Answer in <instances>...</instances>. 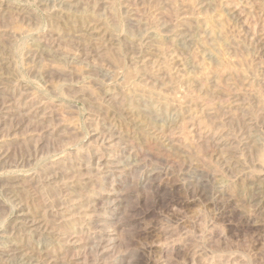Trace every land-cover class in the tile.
<instances>
[{"label":"rangeland","instance_id":"obj_1","mask_svg":"<svg viewBox=\"0 0 264 264\" xmlns=\"http://www.w3.org/2000/svg\"><path fill=\"white\" fill-rule=\"evenodd\" d=\"M183 1L0 0V264H264V0Z\"/></svg>","mask_w":264,"mask_h":264},{"label":"bare ground","instance_id":"obj_2","mask_svg":"<svg viewBox=\"0 0 264 264\" xmlns=\"http://www.w3.org/2000/svg\"><path fill=\"white\" fill-rule=\"evenodd\" d=\"M180 1H181V0H180ZM184 1H186V0H184ZM184 1H183V2H184ZM192 1H193V0H192ZM154 2H155V1H154ZM171 2H172V1H171ZM219 2H220V0H219ZM221 3H222V2H221ZM169 4H170V3H169ZM171 4H172V3H171ZM228 4H229V3H228ZM228 4H227V5H228ZM156 5H157V4H156ZM182 5H183V3H182ZM192 5H193V4H192ZM219 5H220V4H219ZM224 5H225V3H224ZM230 5H232V4H230ZM172 6H173V4H172ZM195 6H197V5H195ZM195 6H194V7H195ZM201 6H202V5H201ZM181 7H182V6H181ZM220 7H221V6H220ZM222 7H223V6H222ZM224 7H226V6H224ZM224 7H223V9H224ZM158 8H159V7H158ZM183 8H184V5H183ZM213 8H215V7H213ZM172 9H173V8H172ZM175 9H176V8H175ZM189 9H190V8H189ZM208 9H209V8H208ZM221 9H222V8H221ZM229 9H231V8H229ZM225 10H226V9H225ZM225 10H223V11H225ZM181 11H182V9H181ZM183 11H184V10H183ZM188 11H189V10H188ZM191 11H192V10H191ZM191 11H190V12H191ZM174 12H175V11H173V13H174ZM214 12H215V11H214ZM226 12H227V11H226ZM171 13H172V12H171ZM219 13H222V10H221V12H219ZM174 14H176V12H175ZM179 14H181V13H179ZM188 14H189V13H188ZM192 14H193V13H192ZM212 14H213V13H212ZM226 14H228V15L230 16V13L227 12ZM231 14H232V12H231ZM235 14H236V13H235ZM184 15H185V14H184ZM184 15H183V16H184ZM215 15H217V14H215ZM176 16H177V14H176ZM178 16H179V15H178ZM189 16H190V15H189ZM233 16H234V15H233ZM90 17H91V16H90ZM214 18H215V17H214ZM208 19H209V18H208ZM232 19H233V18H232ZM182 20H183V19H182ZM216 20H217V19H216ZM221 20H222V19H221ZM214 21H215V20H214ZM222 21H223V20H222ZM218 22H219V20H218ZM215 23H216V22H215ZM241 23H242V22H241ZM260 23H261V22H260ZM184 24H185V23H184ZM208 24H209V23H208ZM208 24H207V25H208ZM219 24H221V23H219ZM235 24H236V23H235ZM191 25H192V24H191ZM210 25H211V24H210ZM188 26H189V25H188ZM189 27H190V26H189ZM212 27H213V24H212ZM238 28H239V27H238ZM242 28H243V27H242ZM248 28H249V27H248ZM207 29H208V27H207ZM209 29H210V28H209ZM240 29H241V28H240ZM261 29H262V28H261ZM248 30H249V29H248ZM218 31H219V30H218ZM241 31H242V30H241ZM244 32H245V33H244ZM244 32H241V33H244L243 37H244L245 35H247L245 29H244ZM213 35H214V34H213ZM224 35H225V34H224ZM232 35H233V34H232ZM236 35H237V34H236ZM252 35H253V34H252ZM239 37H240V36H239ZM239 37H238V39H240ZM247 37H248V36H247ZM247 37H244V38H247ZM204 38H205V37H204ZM223 38L226 39L227 37H223ZM223 38H222V39H223ZM252 38H253V37H252ZM255 38H256V37H255ZM206 39H208V37H207ZM227 39H228V38H227ZM201 40H202V39H201ZM203 40H204V39H203ZM203 40H202V41H203ZM217 40H218V39H217ZM220 40H221V39H220ZM220 40H219V41H220ZM228 40H230V39H228ZM228 40H222L221 42L225 44L226 41H228ZM223 41H224V42H223ZM231 41H232V40H231ZM235 41H236V40H235ZM203 42H205V41H203ZM208 42H209V41H208ZM213 42H214V41H213ZM239 42H240V41H239ZM245 42H246V40H245ZM254 42H255V41H254ZM254 42H249V43H250V45L254 46V44H255ZM199 43H201V41H199ZM215 43H217V42L215 41ZM218 43H219V42H218ZM228 43H230V42L228 41ZM236 43H237V42H236ZM241 43H242V42H241ZM253 43H254V44H253ZM256 43H257V42H256ZM260 43H262V42H260ZM260 43H259V44H260ZM204 44H205V43H204ZM211 44H212V43H211ZM239 44H240V43H239ZM239 44H238V45H239ZM263 44H264V43H263ZM212 45H213V44H212ZM212 45H211V46H212ZM214 45H216V44H214ZM219 45H220V44H219ZM225 45H226V44H225ZM233 45H235V44H233ZM248 45H249V44H248ZM248 45H247V46H248ZM255 46H256V45H255ZM257 46H258V44H257ZM260 46H261L260 49L262 50V45H260ZM228 47H229V46H228ZM250 47H251V46H250ZM197 48H198V47H197ZM205 48H206V47H205ZM225 48H226V46H225ZM232 48H233V47H232ZM258 48H259V46H258ZM247 49H248V48H247ZM253 49L255 50V47H252V50H253ZM261 50L259 51V53L261 54L262 58H264V51L262 52ZM263 50H264V49H263ZM220 51H221V50H220ZM246 51H247V50H246ZM256 51H258L257 48H256ZM204 52H205V51H204ZM219 53H220V52H219ZM247 53H248V52H247ZM223 54H224V53H223ZM256 54H257V53H256ZM219 57H220V56H219ZM237 57H238V55H237ZM240 57H241V56H240ZM244 58H245V57H244ZM214 60H215V59H214ZM221 61H222V60H221ZM242 61H243V60H242ZM163 62H165V61H162V63H163ZM217 62H218V61H217ZM231 62H232V61H231ZM117 63H118V62H117ZM156 63H157V62H156ZM167 63H168V62H167ZM167 63H166V64H167ZM219 63H220V62H219ZM222 63H223V62H222ZM239 63H240V62H239ZM158 64H159V63H158ZM202 64H203V61H202ZM225 64H226V63H225ZM161 65H162V64H161ZM219 65H220V64H219ZM227 65H228V64H227ZM234 65H235V64H234ZM145 66H146V65H144V69H142V70H145V68H146ZM152 66H153V65H152ZM159 66H160V65H159ZM159 66H158V68H159ZM164 66H165V65L162 66L163 69H164ZM160 67H161V66H160ZM165 67H166V66H165ZM167 67H168V66H167ZM241 67H243V66H241ZM158 68H157V69H158ZM170 68H171V66H170ZM170 68L168 67L167 69L169 70ZM208 68H209V67H208ZM211 68H212V67H211ZM230 68H231V66H230ZM246 68L248 69V67H246ZM151 69L153 70L154 68H151ZM151 69H149V70H151ZM157 69H155V70L157 71ZM163 69H162L161 71L167 70V69H164V70H163ZM244 69H245V68H244ZM147 70H148V69L145 70L146 73L149 72V71H147ZM202 70H203V69H202ZM228 70H229V69H228ZM156 71H155V72H156ZM158 71H159V70H158ZM218 71H219V70H218ZM230 71H231V70H230ZM235 71H236V70H235ZM242 71H243V70H242ZM260 71H261V70H260ZM263 71H264V70H263ZM151 72H154V71H151ZM151 72H150L149 76H152V75H151ZM169 72H170V71H169ZM213 72H214V71H213ZM248 72H249V71H248ZM189 73H190V72H189ZM233 73H235V72H233ZM162 74H164V72H162ZM165 74H168V73H165ZM165 74H164V76H165ZM231 74H232V73H231ZM244 74H246V73H244ZM255 74H257V73H255ZM260 74H262V73H260ZM263 74H264V73H263ZM130 75H131V74H130ZM158 75H159V74H158ZM169 75H170V74H169ZM234 75H236V74H234ZM159 76H160V75H159ZM170 76H171V75H170ZM230 76H231V75H230ZM252 76H253V75H252ZM259 76H260V75H259ZM261 76H262V75H261ZM131 77H132V76H131ZM152 77H153V76H152ZM219 77H220V76H219ZM227 77H228V76H227ZM155 78H156V77H155ZM162 78H163V77H162ZM245 78H246V77H245ZM158 79H159V78H158ZM200 79H202V78H200ZM128 80H129V79H128ZM169 80H172V77H171V79H169ZM189 80H190V78H189ZM206 80H207V79H206ZM173 81H174V79H173ZM186 81H187V80H186ZM199 81H200V80H199ZM203 81H204V80H203ZM208 81H209V80H208ZM160 82H161V81H160ZM164 82H165V81H164ZM170 82H171V81H170ZM174 82H176V81H174ZM187 82H189V81H187ZM187 82H186V83H187ZM204 82H205V81H204ZM199 83H200V82H199ZM164 84H165V83H164ZM169 84H170V83H168V84L166 83L165 85H169ZM206 84H207V83H206ZM254 84H255V83H254ZM165 85H164V86H165ZM187 85H188V84H187ZM189 85H190V84H189ZM199 85H200V84H199ZM232 85H233V84H232ZM250 85H251V83H250ZM215 86H216V85H215ZM230 86H231V85H230ZM248 86H249V85H248ZM191 87H192V86H191ZM195 87H196V86H195ZM239 87H240V86H239ZM165 88H166V86H165ZM188 88H189V87H188ZM200 88H202V87H200ZM228 88H229V87H228ZM235 88L238 89V87H235ZM247 88H248V87H247ZM256 88H257V87H256ZM189 89H190V88H189ZM258 89H259V88H258ZM167 90H168V89H167ZM200 90H201V89H200ZM200 90H198V91H200ZM202 90H203V89H202ZM231 90H232V89H231ZM256 90H257V89H256ZM160 91H161V90H160ZM228 91H229V90H228ZM233 91H234V90H233ZM239 91H240V90H239ZM244 91H245V90H244ZM149 92H150V91H149ZM158 92H159V91H158ZM206 92H208V91H206ZM240 92H241V91H240ZM249 92H250V91H249ZM173 93H174V92H173ZM175 93H176V92H175ZM228 93H229V92H228ZM244 93H245V92H244ZM250 93H251V92H250ZM254 93H255V91H254ZM159 94H160V93H158V95H159ZM161 94H163L162 91H161ZM166 94H167V93H166ZM192 94H193V93H192ZM192 94H191V95H192ZM213 94H214V93H213ZM229 94H230V93H229ZM236 94H237V93H236ZM240 94H241V93H240ZM252 94H253V92H252ZM259 94H260V93H259ZM150 95H152V94H150ZM171 95H172V94H171ZM196 95H197V94H196ZM241 95H242V94H241ZM140 96L142 97V95H140ZM160 96H162V95H160ZM165 96H166V95H165ZM192 96H193V95H192ZM217 96H218V95H217ZM217 96H216V97H217ZM141 97H139V98L141 99ZM143 97H144V96H143ZM162 97H163L164 100H162L160 103H159V101H158V104H159L161 107L167 109L168 107H170V101H172V100L169 101V99L167 100V98H165L164 96H162ZM216 97H215V98H216ZM243 97H244V95H243ZM245 97H246V96H245ZM248 97H249V96H248ZM126 98H127V97H126ZM139 98H138V100H139L140 103H141V100H140ZM145 98H148V97L145 96ZM145 98H144V99L142 98V99H143L144 101H146ZM155 98H156V97H155ZM168 98H169V97H168ZM191 98H192V97H191ZM198 98H199V97H198ZM217 98H218V97H217ZM231 98H232V97H231ZM234 98H235V97H234ZM249 98H250V97H249ZM249 98H248L247 100H249ZM129 99H130V98H129ZM129 99L127 98V100H129ZM132 99L134 100V98H132ZM132 99H131V100H132ZM150 99H151V98H150ZM160 99H162V98H160ZM227 99H228V98H227ZM125 100H126V99H124V101H125ZM133 100H132V101H133ZM135 100H137V98H136ZM138 100H137V101H138ZM154 100H155V99H154ZM157 100H159V99H157ZM192 100H194V99H192ZM228 100H231V99H228ZM232 100H233V99H232ZM253 100H255V98H254ZM257 100H259L258 97H257ZM132 101H130V103H129V101H128V103H125L126 105H125L124 103L122 104V105L128 106V107L130 108V109H129V108L127 109V110H129L128 114H130V115H128V116H131V115H134V114L139 113V112H137V110H138V108H140V107H138V103H137V101H135V102H132ZM139 101H138V102H139ZM168 101H169V102H168ZM175 101H177V100H175ZM186 101H187V100H186ZM188 101H189V100H188ZM188 101H187V102H188ZM234 101H235V100H234ZM121 102H122V101H121ZM121 102H120V103H121ZM156 102H157V101H156ZM189 102H190V101H189ZM189 102H188V103H189ZM226 102H227V101H226ZM255 102H256V101H255ZM258 103H259V102H258ZM258 103H257V104H258ZM173 104H174V103H173ZM181 104H182V103H181ZM218 104H219V103H218ZM226 104H228V103H226ZM229 104H230V103H229ZM229 104H228V105H229ZM250 104H251V103H250ZM255 104H256V103H255ZM152 105H153V104H152ZM253 105H254V103H253ZM260 105H261V104H260ZM260 105H257V106H260ZM171 106H172V105H171ZM216 106H217V105H216ZM218 106H219V105H218ZM249 106H250V105H249ZM255 106H256V105H255ZM257 106H256V107H257ZM155 107H156V106H155ZM158 107H159V106H158ZM173 107H174V105H173ZM178 107H179V106H178ZM246 107H247V106H246ZM250 107H252V106H250ZM159 108H160V107H159ZM197 108H198V107H197ZM157 109H158V108H157ZM170 109H171V108H170ZM178 109H179V108H178ZM218 109H221L220 106H219ZM223 109H224V108H223ZM232 109H233V108H232ZM232 109H231V110H232ZM249 109H251V108H249ZM254 109H256V108L254 107ZM44 110H45V109H44ZM120 110H121V109H120ZM123 110H124V109L122 108V113H123ZM127 110H126V111H127ZM163 110H164V109H163ZM171 110H174V109L172 108ZM257 110H258V109H257ZM257 110H254V111H257ZM260 110H261V108H260ZM262 110H263V109H262ZM138 111H139V110H138ZM159 111H161V110H159ZM165 111H166V110H165ZM216 111H217V110H216ZM245 111H246V110H245ZM254 111H250V112H254ZM258 111H259V110H258ZM140 112H141V111H140ZM231 112H233V111H231ZM235 112H236V111H235ZM261 112H262V111H260V113H261ZM120 113H121V112H120ZM126 113H127V112H126ZM256 113L258 114V112H256ZM256 113H255V114H256ZM260 113H259V114H260ZM263 113H264V110H263ZM205 114H207V113H205ZM209 114H210V113H209ZM227 114H228V113H227ZM255 114H254V115H255ZM259 114H258V115H259ZM126 115H127V114H126ZM126 115H125V116H126ZM143 115H144V113H143ZM210 115H211V114H210ZM230 115H231V114H230ZM244 115H245V114H244ZM258 115H257V116H258ZM135 116H136V115H135ZM215 116H216V114H215ZM215 116H213V118H214ZM242 116H243V115H242ZM246 116H247V115H246ZM248 116H249V115H248ZM250 116H252L251 113H250ZM131 117H132V116H131ZM138 117H139V116H138ZM205 117H206V116H205ZM211 117H212V116H211ZM217 117H218V115H217ZM231 117H232V116H231ZM231 117H230V120L233 121V118H234V117H232V118H231ZM243 117H244V116H243ZM261 117H262V116H261ZM127 118H128V117H127ZM127 118H126V119H127ZM129 118H130V117H129ZM129 118H128V119H129ZM133 118H135V117H133ZM133 118H132V119H133ZM143 118H144L145 120H144ZM235 118H236V121L234 120V122H236V124L238 125L237 120H241V119H237L238 117H236V116H235ZM235 118H234V119H235ZM244 118H245V117H244ZM248 118H249V117H248ZM257 118H259V116H258ZM257 118H256V119H257ZM132 119H131V121H132ZM140 119H141L140 121H139L138 119H135V121L138 120L141 124L144 122V123H147L148 125L151 123L150 118H147V117H143V116H141ZM146 119H147V120H146ZM228 119H229V118H228ZM245 119H246V118H245ZM251 119H252V118H251ZM129 120H130V119H129ZM148 120L150 121L149 123L147 122ZM213 120H214V119H213ZM215 120H216V119H215ZM135 121H134V123H136ZM141 121H142V122H141ZM231 121H230V125H231ZM248 121H249V119H248ZM253 121H254V120H253ZM132 122H133V121H132ZM206 122H207V121H206ZM212 122H213V123H216V122H214V121H212ZM212 122H211V123H212ZM221 122H222V121H221ZM241 122H242V121H241ZM241 122H240V123H241ZM134 123H133V124H134ZM140 123H139V124H140ZM209 123H210V122H209ZM219 123H220V122H219ZM219 123H218V124H219ZM225 123H226V122H225ZM250 123H251V122H250ZM147 124H146V126H147ZM151 124H152V123H151ZM207 124H208V123H207ZM223 124H224V123H223ZM226 124H227V123H226ZM236 124H235L234 126H236ZM246 124H247V122H245V125H243V126H246ZM251 124H252V123H251ZM131 125H132V123H131ZM143 125H144V124H143ZM204 125H205V124H204ZM210 125L212 126V124H210ZM219 125H220V124H219ZM232 125H233V124H232ZM241 125H242V124H241ZM247 125H248V124H247ZM135 126H136V125H135ZM149 126H151V125H149ZM206 126H207V125H206ZM216 126H217V124H216ZM216 126H215V128H217ZM220 126H221V125H220ZM228 126H229V125H228ZM234 126H232L231 128H233ZM243 126H241V127L236 126V127L241 128L240 130H243V129H242V128H244ZM144 127H145V126H144ZM218 127H219V126H218ZM226 127H227V126H226ZM252 127H253V126H252ZM142 128H143V127H142ZM209 128H210L211 132H212V130L214 129V127H209ZM221 128H222V126H221ZM228 128H229V127H228ZM231 128H230V129H231ZM249 128H250V126H249ZM137 129H138V128H137ZM143 129H144V128H143ZM145 129H146V128H145ZM147 129H148V128H147ZM218 129H219V128H218ZM218 129H217V131H218ZM230 129H228V130H230ZM247 129H248V126H247ZM140 130H141V129H140ZM160 130H162V129H160ZM234 130H235V129H234ZM244 130H245V128H244ZM215 131H216V130H215ZM220 131H221V129H220ZM148 132H149V131H148ZM162 132H163V131H162ZM205 132H206V131H205ZM221 132H222V131H221ZM235 132H236V130L233 131L234 134H235ZM240 132H241V131H240ZM245 132H246V131H245ZM106 133H107V132H106ZM150 133H151V132H150ZM219 133H220V132H219ZM238 133H239V132H238ZM159 134H161V133L159 132ZM162 134H163V133H162ZM206 134H207V133H206ZM212 134L214 135V133H212ZM236 134H237V133H236ZM101 135H102V134H101ZM184 135H185V134H184ZM242 135H243V133H242ZM242 135L240 134V136H242ZM146 136H147V135H146ZM161 136H162V135H161ZM161 136H160V137H161ZM211 136H212V135H211ZM221 136H222V135H221ZM237 136H239V135H237ZM243 136H244V135H243ZM213 137H214V136H213ZM108 138H109V137H108ZM219 138H220V137H219ZM233 138H234V137H233ZM241 138L243 139V137H240L239 139H241ZM110 139H111V138H110ZM234 139H238V138H234ZM106 140H107V139H106ZM145 140H146V139H145ZM114 141H115V140H114ZM235 141H237V140H235ZM239 141H240V140H239ZM243 141H244V139H243ZM245 141H246V140H245ZM157 142H158V140H157ZM241 142H242V140H241ZM238 143H240V142H238ZM252 145H253V144H252ZM263 146H264V144H263ZM260 148H261V147H260ZM200 152H201V151H200ZM256 152L259 153V154H258V156H259L258 158L260 159L261 163L264 164V147H262L261 149H259V150L256 151ZM201 154H202V153H201ZM203 154H205V153H203ZM176 156H177V155H175L174 158H175ZM202 156H203V155H202ZM208 156H209V155H208ZM208 156H206V157H208ZM211 157H212V156H211ZM100 158H101V157H100ZM178 158H179V157H178ZM178 158H177V159H178ZM177 159H176V161H177ZM95 160H96V159H95ZM98 160H99V159H98ZM167 160H169V158H168ZM167 160H166V162H168ZM178 160H179V159H178ZM207 160H209V159L207 158ZM176 161H173V162H170V163H174V164H175ZM179 161H180V160H179ZM166 162H165V163H166ZM113 163H114V162H113ZM168 163H169V162H168ZM168 163H167V164H168ZM180 163H181V162H180ZM180 163H179V164H180ZM191 163H192V162H191ZM205 163H206V162H205ZM259 163H260V162H259ZM53 164H54V163H53ZM182 164H183V163H181V165H182ZM185 164H186V163H185ZM63 165H64V164H63ZM63 165H62V166H63ZM105 165H106V164H105ZM149 165H150V164H149ZM149 165H147V166H149ZM187 165H188V163H187ZM187 165H186V166H187ZM111 166H112V165H111ZM123 166H124V165H123ZM132 166H134V165H132ZM145 166H146V165H145ZM162 166H163V165H162ZM167 166H168V165H167ZM260 166H261V165H260ZM52 167H53V165H52ZM60 167H61V166H59V168H60ZM68 167H69V166H68ZM90 167H91V166H90ZM104 167H105V166H104ZM180 167H181V166H180ZM182 167H183V166H182ZM261 167H263V166H261ZM61 168H64V167H61ZM85 168L87 169L88 167H85ZM143 168H144V167H143ZM68 169H71V167H70V168H67L66 170H68ZM76 169H77V168H76ZM160 169H161V168H160ZM186 169H187V168H186ZM45 170H46V169H45ZM48 170H49V169H48ZM64 170H65V168H64ZM66 170H65V171H66ZM121 170H122V169H121ZM162 170H163V169H162ZM51 171H52V170H51ZM59 171H61V169H59ZM62 171H63V170H62ZM62 171H61V172H62ZM78 171H79V169H78ZM88 171H89V170L87 169V173H88ZM124 171H125V170H124ZM151 171H153V170H151ZM156 171H157V170H156ZM181 171H182V170H181ZM181 171H180V172H181ZM61 172H60V174H61ZM72 172H73V171H71V172L67 171V174H68V173H71V174H72ZM166 172H167V171H166ZM64 173H66V172H64ZM119 173H120V172H119ZM145 174H146V173H145ZM145 174H144V175H145ZM151 174H152V173H151ZM57 175H58V174H57ZM64 175H65V174H64ZM69 175H70V174H69ZM72 175H73V177H74V175H76V174H72ZM72 175H70L71 178H72ZM113 175H114V174H113ZM61 176H62V175H61ZM61 176H60V177H61ZM114 176H115V175H114ZM63 177H64V176H63ZM64 178H65V177H64ZM59 179H60V178H59ZM62 179H63V178H62ZM69 179H70V177H69ZM112 179H113V177H112ZM64 180H66V179H64ZM76 180H77V179H76ZM58 182H59V181H58ZM59 183H61V182H59ZM71 183H72V182H71ZM75 183H76V182H75ZM75 183H74V184H75ZM63 184H64V183H63ZM67 184H68V183H67ZM72 184H73V183H72ZM70 185H71V184H70ZM92 185H93V184H92ZM64 186H65V185H64ZM64 186H63V189L66 190V188H65ZM72 186H73V185H72ZM68 187H69V184H68ZM73 187H74V186H73ZM71 188H72V187H71ZM61 189H62V188H61ZM67 189H68L69 193H70V191H72V190H70V188H67ZM66 191H67V190H66ZM83 192H84V191H83ZM112 192H113V191H112ZM63 193H64V192H63ZM63 193H60V194L62 195ZM71 193H72V192H71ZM67 194H68V193H67ZM74 194H75V193H74ZM79 194H80V193H79ZM56 195H57V194H56ZM58 195H59V191H58ZM64 195H66V194H64ZM69 195H70V194H69ZM76 195H77V194H76ZM80 195H81V194H80ZM80 195H78V196H80ZM84 196H85V195H84ZM89 196H90V195H89ZM56 197H58V196H56ZM56 197H55V198H56ZM59 197H60V196H59ZM62 197H64V196H62ZM67 197H68V196H67ZM70 197H72V196H70ZM85 197H86V196H85ZM64 198H65V197H64ZM64 198H62V199H64ZM76 198H78V197H76ZM59 199H60V198H59ZM66 199H67V198H66ZM70 199H71V198H70ZM70 199L68 198V200L72 202L73 199H71V200H70ZM54 200H55V199H54ZM83 200H84V198H83ZM93 200H94V199H93ZM38 201H39V200H37V203H38ZM56 201H57V200L53 201V202H55V203H54L55 205H56V203L58 202V201H57V202H56ZM59 201H60V200H59ZM63 201H64V200H62V202H63ZM66 201H67V200H66ZM69 201H67V202H69ZM75 201H77V199H76ZM87 201H88V200H87ZM40 202H41V201H40ZM80 202H81V201H80ZM26 203H27V202H26ZM60 203H61V202H60ZM65 203H66V202H65ZM75 203H76V202H75ZM77 203H78V202H77ZM89 203H91V202L89 201ZM101 203H102V202H101ZM185 203H186V202H185ZM38 204H39V203H38ZM43 204H44V203H43ZM54 204H51V203H50L51 206L54 205ZM57 204H58V203H57ZM61 204H62V203H61ZM63 204H64V203H63ZM63 204H62V205H63ZM68 204H69V203H68ZM78 204H79V203H78ZM80 204H81V203H80ZM80 204H79V205H80ZM93 204H94V202H93ZM39 205H40V204H39ZM41 205H42V203H41ZM48 205H49V204H48ZM50 205H49V207H50ZM55 205H54V206H55ZM59 205H60V204H59ZM64 205H65V204H64ZM64 205H63V207H66V206H69L70 204H69V205H66V206H64ZM74 205H75V204H74ZM74 205H73V206H74ZM76 205H77V204H76ZM82 205H85V204H82ZM94 205H95V208H96V204H94ZM36 206H37V205H36ZM43 206H44V205H43ZM45 206H46V205H45ZM88 206H90V205H88ZM88 206H87V207H88ZM25 207H26V206H25ZM41 207H42V206H41ZM47 207H48V206H47ZM55 207H59V206L56 205ZM60 207H61V205H60ZM60 207L57 208V209H60ZM71 207H72V206H71ZM71 207H69V208L71 209ZM74 207H75V206H74ZM74 207H73V209H74ZM78 207H79V206H78ZM78 207H77V209H78ZM87 207H86V208H87ZM38 208H39V210H42L40 207H38ZM43 208H44V207H43ZM50 208H51V207H50ZM61 208H62V207H61ZM79 208H81V207H79ZM88 208H90V207H88ZM45 209H46V208H45ZM48 209H49V208H48ZM48 209H47V210H48ZM53 209H54V207H53ZM53 209H52V210H53ZM63 209H64V208H63ZM52 210H51V211H52ZM74 210H76V209H74ZM82 210H83V209H82ZM82 210H81V212L79 211L80 214L82 213ZM93 210H94V209H93ZM42 211H43V210H42ZM49 211H50V210H49ZM65 211H66V210H65ZM85 211H86V210H85ZM90 212H91V209H90ZM43 213H44V212H43ZM55 213H58V212H55ZM59 213H60V212H59ZM61 213H62V212H61ZM64 213H65V212L63 211V214H64ZM91 213H92V212H91ZM227 213H228V212H227ZM30 214H31V213H30ZM45 214H46V213H45ZM45 214H43V215H45ZM73 214H74V213H73ZM77 214H78V212H77ZM77 214H76V215H77ZM88 214H89V213H88ZM92 214H93V213H92ZM43 215H42V216H43ZM60 215H61V214H60ZM71 215H72V214H71ZM71 215H70V216H71ZM86 215H87V213H85V216H86ZM224 215H225V213H224ZM226 215H227V214H226ZM40 216H41V214H40ZM40 216H39L38 218H40ZM42 216H41V218H42L41 221L44 220V218H43ZM47 216H48V214H47ZM64 216H65V215H64ZM67 216L69 217V215H67ZM72 216H73V215H72ZM85 216H84V217H85ZM250 216H251V215H250ZM252 216H253V215H252ZM49 217H50V216H49ZM61 217H62V216H61ZM77 217H78V216H77ZM172 217H173V216H172ZM33 218H34V217H33ZM38 218H37V219H38ZM63 218H64V217H63ZM63 218H59V219H63ZM75 218H76V217H75ZM80 218H81V217H80ZM82 218H83V217H82ZM92 218H93V217H92ZM45 219H46V218H45ZM56 219H57V218H56ZM66 219H67V218H66ZM66 219H65V221H66ZM83 219H84V218H83ZM90 219H91V217H90ZM31 220H32V219H31ZM71 220H72V219H71ZM73 220H74V219H73ZM76 220H77V219H76ZM96 220H97V219H96ZM230 220H231V219H230ZM49 221H50V220H49ZM49 221H48V222H49ZM58 221H59V220L57 219V222H58ZM80 221H81V220H80ZM82 221H83V220H82ZM82 221H81V222H82ZM85 221H86V219H85ZM87 221H89V219H87ZM25 222H26V221H25ZM44 222H45V221H43L42 223H44ZM48 222H46V223H48ZM60 222H61V221H60ZM68 222H69V221H68ZM68 222H67V223H68ZM75 222H76V221H75ZM77 222H78V221H77ZM77 222H76V223H77ZM81 222H80V223H81ZM83 222H84V221H83ZM90 222H91V221H90ZM23 223H24V222H23ZM42 223H41V225H43ZM46 223H45V224H46ZM49 223H50V222H49ZM53 223H54V222H53ZM61 223H62V222H61ZM73 223H74V222H73ZM248 223H249V222H248ZM35 224H36V223H35L34 221H30V222H28L27 225H29L28 227H29L30 230H31V229H33V228L35 227ZM68 224H69V223H68ZM70 224H71V223H70ZM251 224H252V223H251ZM253 224H254V222H253ZM52 225H53V224H52ZM78 225H80V224L78 223ZM81 225H83V223H81ZM96 225H97V224H96ZM254 225H255V224H254ZM62 226H63V225H62ZM65 226H66V225H65ZM67 226H68V225H67ZM36 227H38V226H36ZM56 227H57V225H56ZM58 227H61V226L59 225ZM63 227H64V226H63ZM63 227H62V228H63ZM68 227H69V226H68ZM68 227H67V228H68ZM75 227H77V226H75ZM79 227H80V226H79ZM79 227H78V228H79ZM82 227H83V226H82ZM89 227H90V226H89ZM39 228H40V226H39ZM65 228H66V227H65ZM78 228L75 229V230H78ZM26 229H28V228H26ZM59 229L61 230V228H59ZM59 229H58V230H59ZM73 229H74V225L69 227V230H71L72 232H74ZM80 229H81V228H80ZM80 229H79V230H80ZM84 229H86V228L84 227ZM249 229H250V228H249ZM63 230H65V229H62L61 231H63ZM67 230H68V229H67ZM69 230H68V231H69ZM33 231H35V230H33ZM61 231H60V232H61ZM94 231H95V230H94ZM150 231H151V230H150ZM65 232H66V231H65ZM72 232H66L68 238L72 236V234H73ZM77 232H78V231H77ZM152 232H153V231H152ZM154 232H155V231H154ZM58 233H59V232H58ZM61 233H62V232H61ZM82 233H83V231H82ZM82 233H81V234H82ZM98 233H99V232H98ZM150 233H151V232H150ZM59 234H60V233H59ZM62 234L64 235V232H63ZM76 234H77V233H76ZM78 234H80V232H79ZM81 234H80V235H81ZM88 234H89V233H88ZM88 234H87V235H88ZM159 234H160V233H159ZM157 235H158V234H157ZM77 236H78V235H77ZM77 236H76L75 238H77ZM83 236H84V233H83ZM65 237H66V235H65ZM90 237H92V235H91ZM151 237H152V236H151ZM75 238H74V239H75ZM86 238H87V236H86ZM98 238H99V237H98ZM100 238H101V236H100ZM58 239H59V238H58ZM66 239H67V238H65V240H64L65 242L67 241ZM77 239H78V238H77ZM77 239H76V240H77ZM80 239H82V235H81V238H80ZM83 239H85V238H83ZM83 239H82V240H83ZM69 240H70V239H69ZM71 241H72V240H71ZM80 241H81V240H80ZM85 241H87V240H85ZM90 241H91V240H89V242H90ZM95 241H96V240H95ZM76 242H77V241H76ZM83 242H84V241H83ZM96 243H98V242H96ZM26 244H27V243H26ZM26 244H25V245H26ZM63 244H64V243H63ZM80 244H81V243H80ZM101 244H102V242H101ZM101 244H100V245H101ZM103 244H104V243H103ZM88 245H89V244H88ZM98 245H99V244H98ZM94 246H95V245H94ZM101 246H102V245H101ZM22 247H24V246H22ZM84 247H85V246H84ZM86 247H87V246H86ZM94 248H95V247H94ZM97 248H98V247H97ZM98 249H99V248H98ZM37 250H38V249H37ZM83 250H84V249H83ZM95 250H96V248H95ZM148 250H150V249H148ZM31 251H32V250H31ZM39 251H41V249H40ZM42 251H44V250H42ZM56 251H57V250H56ZM99 251H100V250H99ZM102 251H103V250H102ZM29 252H30V251H29ZM52 252H53V251H52ZM52 252H51V254H52ZM100 252H101V251H100ZM13 253H14V252H13ZM25 253H26V252H25ZM46 253H47V252H46ZM96 253H97V252H96ZM22 254H23V252H22ZM38 254H39V253H38ZM51 254H50V252H48L47 254H45V257H42L43 255L41 254L42 256H40V257L43 258V259H42L43 263H45V264H46V263H47V264H50V258H54V261L56 262V260H55L56 258H55V256H54L55 253H54V255H51ZM59 254H60V253H59ZM28 255H29V254H28ZM53 256H54V257H53ZM20 257H21V256H20ZM21 258H22V257H21ZM27 258H28V257H27ZM30 258H31V257H30ZM38 259H39V258H38ZM140 259H141V258H140ZM29 260H30V259H29ZM35 260H36V259H35ZM22 261H23V260H22ZM24 261H25V260H24ZM33 261H34V260H33ZM36 261H37V260H36ZM137 261H138V260H137ZM138 262H139V261H138ZM37 263H38V262H37ZM37 263H31V264H37ZM43 263H42V264H43ZM52 263H54V262H52ZM56 263H57V262H56ZM28 264H29V263H28Z\"/></svg>","mask_w":264,"mask_h":264}]
</instances>
